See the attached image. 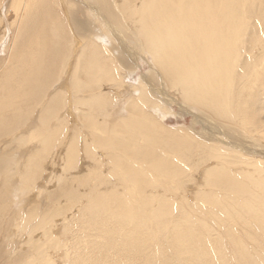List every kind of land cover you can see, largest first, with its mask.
Segmentation results:
<instances>
[{
    "label": "bare ground",
    "instance_id": "obj_1",
    "mask_svg": "<svg viewBox=\"0 0 264 264\" xmlns=\"http://www.w3.org/2000/svg\"><path fill=\"white\" fill-rule=\"evenodd\" d=\"M7 13L18 32L8 45L9 64L0 69V137L10 134L9 144L32 153L22 187L31 188L42 164L65 147L62 177L70 183L82 182L68 171L80 173L79 160L95 164L88 213L98 260L264 264V151L256 144L264 140V0H10ZM74 36L83 44L71 68L76 110L88 130L82 135L76 123L68 126L65 94L48 95L67 74ZM145 61L150 71L127 83ZM108 82L130 93L125 115L118 95L102 91ZM175 106L177 119L195 118L191 128L169 126L165 112ZM37 107L38 130L27 139L13 133ZM3 159L6 188L16 161ZM199 170L204 186L197 184V206L185 182ZM66 189L76 195L69 182ZM17 220L29 245L37 230L41 246L54 245L48 214ZM216 241L232 247L213 250ZM248 241L257 253L247 250ZM46 248L36 258L54 264Z\"/></svg>",
    "mask_w": 264,
    "mask_h": 264
},
{
    "label": "rangeland",
    "instance_id": "obj_2",
    "mask_svg": "<svg viewBox=\"0 0 264 264\" xmlns=\"http://www.w3.org/2000/svg\"><path fill=\"white\" fill-rule=\"evenodd\" d=\"M9 3L10 0H4L0 7V17H2V24L0 25V39H2L0 43V69L7 67L9 64H7V58L9 57L11 49L8 48V45L11 43V38L15 37L18 32L17 20L15 18L12 19V16L7 13V11H9ZM65 19L68 22V18L65 17ZM4 28H6V31L4 34H2ZM68 28L69 30L73 31L69 23ZM7 29H9L10 32L8 37ZM74 38L73 40L75 49L72 59L70 60L67 74L62 75V77L57 81V84L53 86V88H50L51 90H49L48 95H55L58 91L65 94L67 99L64 110L65 112L69 113L68 126L76 123L77 129L78 131H81L80 135H82V133L84 134L88 130L83 128L81 125L84 124V119L79 117V113L76 110V95L71 83V68L76 56L82 52L83 44L80 42V40L78 42L76 36H74ZM127 66L128 65H124L123 68L126 70ZM128 69L129 68H127V71ZM125 70H123L124 73ZM148 71H150L149 66L147 61H145L141 64V68L138 73L135 74V81L134 79H130L127 80V83L129 82L131 84H137L138 79ZM104 84L109 85H105V88L102 87V91H111L112 93L115 92L116 95H118V98L121 102V115H125L127 113V101L131 98L130 93H127L124 88L117 89V87L112 84V82ZM125 86L127 87L128 85ZM111 87H113V90ZM115 89H117V91ZM165 113H169L168 116L170 119L168 120V123L171 128L176 129L177 127L185 125V127L189 129L195 121L194 117H187L185 118L186 120L180 118L177 119L176 116L181 114V111L177 106H175V110L172 112ZM38 120L39 107L34 110L30 120L25 126L17 131V128L20 124L19 123L17 124V127L15 126L13 128L12 131L13 133H17L20 136L22 135L25 139H27L31 133L38 130V126L36 125ZM77 123L79 125H77ZM29 125H31V128L25 132V128ZM197 127H199L198 132L204 131V128H201V126L197 125ZM10 137V134L9 136L5 135L0 137V139H2L0 143V159L9 158L16 161V164L12 166V168H14L13 173L16 174H12L11 177V173H9L10 180L8 181L6 188H4L5 184L3 185V177L1 176L0 178V188L2 189H0V192L2 191V193H0V201L3 202V192H6L4 195L8 199H6V203L7 209L9 210H2L4 211L2 213L5 216L3 220L1 219L2 222L0 223V264H39V259L41 258L37 259L36 255L44 248V246L45 248L47 246L46 250L55 257H49L54 264H108V261H100L94 256L96 247L93 245V243L96 241V238L92 234L89 235L92 214L88 213V204H90L93 199L88 192V187L93 182L94 178L93 174L90 173V168L95 164L90 161L85 163L84 161L79 160L78 165L79 167H81V165L83 166L82 171L80 173L78 170L68 171L74 176L76 173H78L79 176L76 174V177L82 182H79L81 184H78V182H75L74 184L70 183V181L63 179L62 177L65 168L62 159L67 153L65 147H62L56 159L52 160L49 158V160L42 164L40 170H38L37 174L35 175V184L31 188H24L21 185L19 177H21V173L24 174V172H26L27 164H25L24 161L29 158L32 153L30 150H27V147L21 149V145H18L17 143L9 144L7 140ZM80 142H82L83 147V139L79 141V147ZM256 144L258 146L257 150L264 151V140L258 141ZM37 149L38 148H34L33 152ZM98 152L99 154L105 153L102 149H99ZM12 155L14 157H12ZM106 171L107 169H104V172ZM194 178V181L187 179L185 183L188 186V190H190L188 201L198 206L200 205L201 195H197V184H199L201 187L204 186L203 171L199 170L194 172ZM66 182H69V186L76 190L75 196L69 197L67 193H65V190H67ZM160 193L163 194L164 192L161 191ZM6 195H10L9 198ZM169 196L172 197L171 195ZM82 203L84 205L81 208ZM43 213H46L53 218V223L51 225V236L55 243L54 245L47 243L46 245L41 246L40 244H44L43 242L45 241L43 237V230H37V232L34 233L35 235L32 236V243L29 245L28 233L22 232L18 229L19 220H17V223L15 224V219H18V217L21 215L27 214L36 215L38 217ZM65 216L68 217V220L64 225L63 218ZM10 220H12L14 223ZM219 231L221 233L225 232V230L222 228H220ZM236 236L239 237V235ZM58 246L59 248H57ZM231 247L232 244L230 242L222 243L221 241H216V243L211 245L213 250L223 251H228L231 249ZM246 248L251 253H257L255 242L248 241ZM18 257H20L21 260H18ZM25 257L26 259H24ZM113 260H116V258H113ZM116 261L118 263L119 258H117Z\"/></svg>",
    "mask_w": 264,
    "mask_h": 264
}]
</instances>
